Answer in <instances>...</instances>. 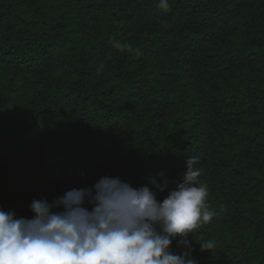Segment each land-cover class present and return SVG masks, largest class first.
I'll return each mask as SVG.
<instances>
[{
    "label": "trees",
    "instance_id": "obj_1",
    "mask_svg": "<svg viewBox=\"0 0 264 264\" xmlns=\"http://www.w3.org/2000/svg\"><path fill=\"white\" fill-rule=\"evenodd\" d=\"M168 4L0 0V209L102 176L167 180L162 201L197 157L214 216L193 258L264 264V0Z\"/></svg>",
    "mask_w": 264,
    "mask_h": 264
},
{
    "label": "clouds",
    "instance_id": "obj_2",
    "mask_svg": "<svg viewBox=\"0 0 264 264\" xmlns=\"http://www.w3.org/2000/svg\"><path fill=\"white\" fill-rule=\"evenodd\" d=\"M158 7L167 10L168 0H158ZM197 165V157H188L182 182L162 201L156 193L167 180L152 177V187H133L119 176H102L52 202L33 199L31 218L0 209V264H197L189 234L214 216ZM173 241L180 253L172 250ZM198 243L201 252L216 247L215 240Z\"/></svg>",
    "mask_w": 264,
    "mask_h": 264
}]
</instances>
